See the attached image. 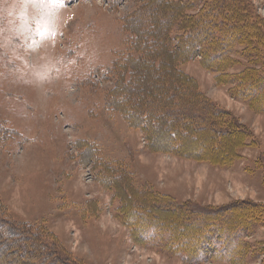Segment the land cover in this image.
<instances>
[{
	"label": "rangeland",
	"instance_id": "obj_1",
	"mask_svg": "<svg viewBox=\"0 0 264 264\" xmlns=\"http://www.w3.org/2000/svg\"><path fill=\"white\" fill-rule=\"evenodd\" d=\"M247 1L264 28V0ZM25 2L29 7L15 28L6 30L0 20V128L6 133L0 136V199L8 213L35 223L41 234L56 233L65 249L59 253L68 252L77 264H230L204 256L202 247L216 249L214 232L205 244L185 245L197 249L195 261L179 249L172 253L176 243H143V234H164L166 228L144 219V227L134 229L138 211L131 217L129 209L122 215L118 208L128 201L134 211L141 206L133 193L152 190L168 194L170 203L230 207V218L258 215L225 242L240 245L230 247L236 249L235 264H264V111L235 97L199 58L190 60L185 70L205 95L258 140L241 148L242 138L230 140L228 151L238 149V157L229 165L203 159L199 148L187 156L172 154L166 140L148 143L141 128L105 107L117 81L113 67L126 46L123 18L135 2ZM96 151L121 160L131 173L119 169L111 172L113 178H102ZM105 161L102 165L113 163ZM216 214L215 223L223 220Z\"/></svg>",
	"mask_w": 264,
	"mask_h": 264
},
{
	"label": "trees",
	"instance_id": "obj_2",
	"mask_svg": "<svg viewBox=\"0 0 264 264\" xmlns=\"http://www.w3.org/2000/svg\"><path fill=\"white\" fill-rule=\"evenodd\" d=\"M107 1L115 5L122 2ZM131 1L136 5L123 18L126 46L113 67L117 81L105 107L120 114L129 125L141 128L148 143L166 140L164 147L172 154L187 156L190 151L200 149L197 154L203 159L231 164L238 157V149L234 153L228 151L230 140L240 143L242 138V145H238L241 148L255 145L258 139L247 129L243 130L235 114L210 100L184 65L199 58L235 97L246 101L255 111H264V28L259 15L253 13L247 0ZM150 76L153 77L150 79ZM3 131L4 127L0 128L1 138L6 134ZM96 149L100 151L99 147ZM99 151L96 154L104 169L101 175L105 174L102 178H113L111 172L119 169H123V175L131 173L121 160L108 159ZM103 159L113 163L102 165ZM126 184L125 181V189H128ZM162 194L142 189L133 193L140 209L133 211L128 201L118 208L122 215L129 209L127 214L131 217L138 211L140 218L134 221V229L143 228L146 222L141 220L144 219L153 228L159 225L166 228L164 234H143V243H159L160 246L176 243L172 253L179 249L187 261H195L199 254L197 249L189 248L191 240L205 244L210 240L205 238H211L210 233L214 232L216 249L209 251L210 246L202 247L204 256L237 263L232 254L240 245L228 244L227 238L239 236L235 234L239 233L237 229L248 225L252 216L258 215L250 211L249 215L241 214L238 219L230 218L233 214L230 207L220 211L196 201L170 203L169 195ZM1 203L0 199V264L78 263L68 252L59 253L65 249L56 233L41 234L35 223L16 218ZM151 207L156 208L155 215H151ZM214 213L223 214V220L215 223L211 219ZM48 237L52 241L47 240ZM231 246H235L234 252Z\"/></svg>",
	"mask_w": 264,
	"mask_h": 264
},
{
	"label": "clouds",
	"instance_id": "obj_3",
	"mask_svg": "<svg viewBox=\"0 0 264 264\" xmlns=\"http://www.w3.org/2000/svg\"><path fill=\"white\" fill-rule=\"evenodd\" d=\"M28 7L25 0H0V20L4 22L6 30L16 27Z\"/></svg>",
	"mask_w": 264,
	"mask_h": 264
},
{
	"label": "snow or ice",
	"instance_id": "obj_4",
	"mask_svg": "<svg viewBox=\"0 0 264 264\" xmlns=\"http://www.w3.org/2000/svg\"><path fill=\"white\" fill-rule=\"evenodd\" d=\"M54 3L59 2V0H53Z\"/></svg>",
	"mask_w": 264,
	"mask_h": 264
}]
</instances>
